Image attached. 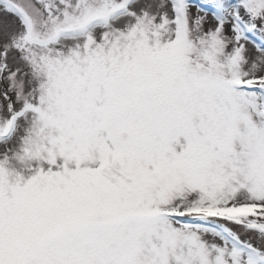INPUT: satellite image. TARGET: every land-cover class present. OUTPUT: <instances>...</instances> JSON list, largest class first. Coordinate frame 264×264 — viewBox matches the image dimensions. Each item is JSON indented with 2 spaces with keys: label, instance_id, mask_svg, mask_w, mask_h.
<instances>
[{
  "label": "snow or ice",
  "instance_id": "6c2138e0",
  "mask_svg": "<svg viewBox=\"0 0 264 264\" xmlns=\"http://www.w3.org/2000/svg\"><path fill=\"white\" fill-rule=\"evenodd\" d=\"M0 17V264H264V0Z\"/></svg>",
  "mask_w": 264,
  "mask_h": 264
},
{
  "label": "rangeland",
  "instance_id": "374dc122",
  "mask_svg": "<svg viewBox=\"0 0 264 264\" xmlns=\"http://www.w3.org/2000/svg\"><path fill=\"white\" fill-rule=\"evenodd\" d=\"M3 19V17H0V20H2Z\"/></svg>",
  "mask_w": 264,
  "mask_h": 264
}]
</instances>
